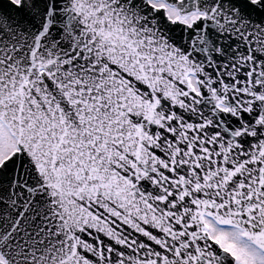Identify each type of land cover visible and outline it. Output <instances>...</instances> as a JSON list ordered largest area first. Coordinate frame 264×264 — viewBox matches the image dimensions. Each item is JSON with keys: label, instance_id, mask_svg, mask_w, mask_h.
Wrapping results in <instances>:
<instances>
[{"label": "snow or ice", "instance_id": "1", "mask_svg": "<svg viewBox=\"0 0 264 264\" xmlns=\"http://www.w3.org/2000/svg\"><path fill=\"white\" fill-rule=\"evenodd\" d=\"M0 264H264V0H0Z\"/></svg>", "mask_w": 264, "mask_h": 264}]
</instances>
